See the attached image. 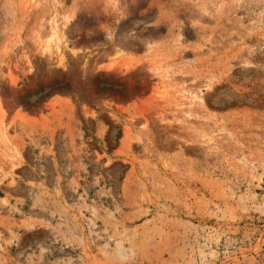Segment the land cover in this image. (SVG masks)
Instances as JSON below:
<instances>
[{
  "label": "rangeland",
  "instance_id": "rangeland-1",
  "mask_svg": "<svg viewBox=\"0 0 264 264\" xmlns=\"http://www.w3.org/2000/svg\"><path fill=\"white\" fill-rule=\"evenodd\" d=\"M0 264H264V0H0Z\"/></svg>",
  "mask_w": 264,
  "mask_h": 264
}]
</instances>
